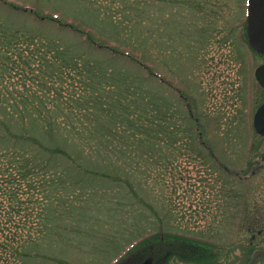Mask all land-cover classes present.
I'll list each match as a JSON object with an SVG mask.
<instances>
[{
	"label": "rangeland",
	"instance_id": "obj_1",
	"mask_svg": "<svg viewBox=\"0 0 264 264\" xmlns=\"http://www.w3.org/2000/svg\"><path fill=\"white\" fill-rule=\"evenodd\" d=\"M244 2L0 0V116L36 119L28 133L65 152L37 155L48 167L21 192L33 256L3 264H138L193 240L194 264L247 262L245 187L199 146L227 161L251 135Z\"/></svg>",
	"mask_w": 264,
	"mask_h": 264
},
{
	"label": "flooded vegetation",
	"instance_id": "obj_2",
	"mask_svg": "<svg viewBox=\"0 0 264 264\" xmlns=\"http://www.w3.org/2000/svg\"><path fill=\"white\" fill-rule=\"evenodd\" d=\"M244 3H248V0H245ZM242 34L244 39L248 40L247 20L244 23ZM253 53L257 58V65L255 66L254 63L250 65L247 63L248 60L246 61L245 59L246 63L243 68L245 99L247 101L251 99L257 104V108L251 115L253 119L252 126L247 128L251 131V135L245 132L246 138L249 137V139H245L244 150L239 154L237 153L238 155L234 158H227V161H223L222 157L215 154L216 152L211 146L208 147V152L214 165L221 171L227 173L231 182L237 180L245 187V191L242 193L245 204L243 208L246 219L245 224L251 232L256 231V233L252 234L249 245L250 253L247 255V262L245 264L250 263L255 253H259V256L252 264H264V132L259 133L254 125L256 112L264 107V52H256L253 50ZM200 135L202 136L203 134L201 133ZM201 143H203V147H207L206 143L202 141ZM258 144H260V147H258ZM231 192L230 188L228 191L230 196L232 194ZM189 241L182 240L181 242L185 244ZM189 243L192 246V255L170 251H165L163 254L156 252L154 255L146 256V259L138 264H171L173 262L172 260L179 261L178 259H182L183 262L185 260L191 261V258L194 264L197 258L196 256L201 255L200 243L196 240L190 241ZM209 255L211 256V254ZM261 259L263 261H260Z\"/></svg>",
	"mask_w": 264,
	"mask_h": 264
},
{
	"label": "trees",
	"instance_id": "obj_3",
	"mask_svg": "<svg viewBox=\"0 0 264 264\" xmlns=\"http://www.w3.org/2000/svg\"><path fill=\"white\" fill-rule=\"evenodd\" d=\"M0 108H3L1 103ZM29 110L26 111L29 112ZM30 111L33 112L35 109L33 108ZM25 119L23 118L24 122L22 123V126H25V131L18 132L13 128V124L8 123L10 120L0 116V264H3L7 258L9 261V258H21L23 256L30 258L33 256V253L25 250L24 244L22 245V241H24L22 226L25 223L29 224L26 222V215H24L25 200H21V197L24 196L21 193L24 191L23 184L24 181L29 186L32 183L30 190H34L32 188L34 187L32 177L36 174V170H44L48 167L51 157L48 156V160L41 162L42 160L37 157L38 154L65 153L61 151L62 149H51L41 143L40 140H36L35 136H32L33 134L28 133V127L36 126L37 120L33 118ZM7 143H11V146ZM18 143L33 144L36 151L33 152L31 147L28 149ZM36 165H38V168ZM6 202L9 203V208ZM28 215L29 217L33 216L31 211L28 212ZM22 219L25 220V223H22ZM33 230V228L26 229L25 232L28 234ZM18 242L21 243V246ZM22 250H25V252Z\"/></svg>",
	"mask_w": 264,
	"mask_h": 264
},
{
	"label": "water",
	"instance_id": "obj_4",
	"mask_svg": "<svg viewBox=\"0 0 264 264\" xmlns=\"http://www.w3.org/2000/svg\"><path fill=\"white\" fill-rule=\"evenodd\" d=\"M248 37L256 51L264 52V0H249ZM255 128L259 133L264 132V107L256 114ZM258 256L259 253H255L249 264Z\"/></svg>",
	"mask_w": 264,
	"mask_h": 264
},
{
	"label": "bare ground",
	"instance_id": "obj_5",
	"mask_svg": "<svg viewBox=\"0 0 264 264\" xmlns=\"http://www.w3.org/2000/svg\"><path fill=\"white\" fill-rule=\"evenodd\" d=\"M132 253H133V252H132ZM128 257H129V256H128ZM128 257H127V258H128Z\"/></svg>",
	"mask_w": 264,
	"mask_h": 264
}]
</instances>
